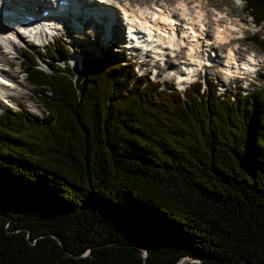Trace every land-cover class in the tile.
Instances as JSON below:
<instances>
[{
  "label": "trees",
  "instance_id": "1",
  "mask_svg": "<svg viewBox=\"0 0 264 264\" xmlns=\"http://www.w3.org/2000/svg\"><path fill=\"white\" fill-rule=\"evenodd\" d=\"M57 41L22 49L44 114L0 110V264H264V89L159 88L83 43L76 72Z\"/></svg>",
  "mask_w": 264,
  "mask_h": 264
},
{
  "label": "bare ground",
  "instance_id": "2",
  "mask_svg": "<svg viewBox=\"0 0 264 264\" xmlns=\"http://www.w3.org/2000/svg\"><path fill=\"white\" fill-rule=\"evenodd\" d=\"M95 1V2H94ZM145 2L143 4H136V1H131V2H128L126 0H124V4L123 3H119V2H112V4H105V3H101L99 2L98 0H72L71 2V6H75L77 8H82L84 7L85 9H87V12L90 11L92 14H95V11L94 9L100 5H103L104 8L100 9L101 11H108L110 9V7L116 11H119V9L121 11L119 12H122L124 13V21L128 24L127 28L125 27V25H123V28L120 32H117L113 29V26L116 27V21L119 20L118 16L119 14H116L114 12H111L109 10L108 14L111 13V17L109 19H106V15H104L103 17H101L100 19V26L99 27V30L101 32L102 35H105V36H110V38H116L117 41L120 40V37L122 40L125 41V43L129 42V47L131 48H135L136 46L137 47H140L141 48V52L145 53L144 50H143V47L144 46H148V43L146 42L145 39H142L141 37H136V39H132L135 35V32L136 30L133 29V26L134 25H137L138 27L136 29H138V31H142V27H144V25L147 23V20L150 19L151 17L154 18V7H156L155 3H158V2H167L168 6L170 7L171 11H168L167 14L165 15L166 17H169L170 16H175L177 18H187V17H190L191 19H195L196 21H199V20H205L207 23L211 22L212 19L214 18H219V15H221L220 13V10L217 11V13H214V8L213 7H209V9H207V7L201 2V0H161V1H158V0H144ZM157 1V2H156ZM99 4H98V3ZM52 4V0H29V4L27 5L29 8H35V6H39L41 7V5L43 7H46L48 6V4ZM19 9V8H18ZM20 11H11V13H1L2 15L1 16H9V18H18V14H21L19 13ZM212 13V14H211ZM215 15V17H214ZM120 23H124L122 19L119 20ZM97 25L94 26V28L96 27ZM53 29H58V27L54 26H50V28H47V30L51 31ZM128 29L129 31V34L130 36H126L125 32H127L126 30ZM47 30L46 29H40V32L39 34H41V36H47L48 33H47ZM192 32V31H191ZM119 33L120 36H116V34ZM22 34V33H21ZM192 34V33H191ZM223 35H218L215 37V40L212 38V36H205L204 38V41L206 42V44L208 42H217L218 40L220 41H228V36L226 34V31H224V33H222ZM231 34V32H230ZM10 35H14L15 36H18L20 37V33H15L13 32V30L11 29L10 32H9V36ZM24 35V34H23ZM9 36H6L4 34H2L0 32V44L1 46L3 47H7V46H10L11 48H13L15 50V52L17 51V46L14 44V39L11 40L9 38ZM149 37L152 39V34H149ZM184 37H186V44L188 42H191L193 40V37L192 35H190L189 31H186L184 33ZM158 41V40H156ZM159 42V41H158ZM194 43V46L196 47L197 44H196V41H193ZM218 46V44H215ZM230 45V44H228ZM227 45V46H228ZM179 46L183 47V43L181 41V43H179ZM194 46L188 48L189 49V53H190V50H193ZM226 46V47H227ZM225 48V47H224ZM226 49V48H225ZM135 52V51H134ZM181 57H184V54L181 55ZM187 58L189 57H192L193 60H196L198 57L197 55L195 54H189L186 56ZM260 59V55L256 58L257 61H259ZM183 60V59H182ZM237 60V59H236ZM176 61L178 60H167V62L165 61L164 63H167V68L168 70H170L174 65L176 66L177 63ZM2 62V59H0V63ZM239 62H241V65L244 67H248V68H251L253 67V63L254 62H248L246 59H242L240 60ZM172 70V69H171ZM237 70V69H236ZM11 72L13 73V71L11 70ZM6 76H8V79H10L9 81H12L11 83H13L15 85V81L13 80V76L12 74H9L8 71H5L4 72ZM167 77V75H166ZM5 88H3L2 86L0 87V90H3L4 91ZM3 96H6V94H3Z\"/></svg>",
  "mask_w": 264,
  "mask_h": 264
},
{
  "label": "rangeland",
  "instance_id": "3",
  "mask_svg": "<svg viewBox=\"0 0 264 264\" xmlns=\"http://www.w3.org/2000/svg\"><path fill=\"white\" fill-rule=\"evenodd\" d=\"M54 1V0H53ZM136 4L140 3L143 4L145 1L144 0H135ZM161 1V0H158ZM200 1V0H199ZM157 2V1H156ZM164 2V1H163ZM203 6L205 5L208 8L209 7H216V8H220L221 11L226 12L228 15H233V13H235L236 15H247L248 13L244 12V9L242 7V2H237V0H201ZM37 8V7H36ZM36 8H34V10H36ZM117 14V13H116ZM212 14V13H211ZM119 20H120V16H118ZM116 24V23H114ZM100 26H96L95 28L91 29V28H86L85 29V37H81L78 39L77 35H72L70 34L68 31L67 32H63L60 36L61 37H53V40H55V43L57 44L58 41L60 39H63L65 41H61L60 43H67L66 41L69 42L70 46H72V51L75 48V45L79 44L77 42V40L83 41L85 46L91 51L94 52V50L96 52H98L99 48H106L108 46L111 47L112 50H114V47H112L110 44H108L107 46H104L102 43H104L103 41V36L99 30ZM114 29H118V26L116 24V27L114 26ZM57 36H59L60 33V29L56 30ZM244 33H248L251 34L252 32H250V29H246V31ZM232 38L231 41L234 40V42L237 43L238 45V54L243 56L246 52H249L251 50L255 51L257 54L260 55L261 57V61L260 63L263 64V68L261 69V74L258 79L260 80V82L264 83V60H263V55H264V50H261V48H258L256 45H253L250 40L248 38H244L243 40H238L235 38L236 35L238 33H234L232 32ZM14 36V35H13ZM58 38V39H57ZM60 38V39H59ZM14 39L16 40V42L18 43L19 46H17V51H16V55L17 57L10 56V53L7 52V49L4 48L3 46H0V59H2V64L3 66L6 68V71H8L9 74H12L13 76V80L15 81V88H10V87H6L3 90H0V110H4L6 108V106H12L13 108H18L19 106H24L33 111V112H39V114L43 113V107L41 106L40 100H39V96H36L33 92V90H31V86L28 85L23 77V73H22V69L21 68V57H22V51H21V47L23 48H30L32 49L36 55L39 57H43L44 55H47V51H46V47L45 45H36L35 43L31 42L30 40H28L27 36L25 35H21L19 36H15ZM115 40H117L116 38H114ZM74 43H71V42ZM119 41V40H118ZM72 44V45H71ZM83 46V45H82ZM220 48L218 49L221 52L223 51V47L219 46ZM119 52H123V54H125V56L127 57V55L129 56V52L127 51V49L124 48H119V47H115ZM74 55L75 52H74ZM79 57H81V54L78 55ZM21 58V59H20ZM221 59V57H220ZM76 60H78L76 58ZM172 60H175L174 58ZM72 63H75V60L72 59L71 60ZM220 62H218L217 66H212L211 69H209V75L210 77L213 79L214 82H217L218 80L221 81L222 78L220 76V74H222V72L220 71ZM77 69L78 66L77 64L74 65ZM74 67V68H75ZM176 67L175 65L172 67L174 68ZM11 70L13 71V73L11 72ZM142 70H144V68H142ZM167 75V77H166ZM223 75V74H222ZM172 76H174V74L171 72H168V68H167V63H163L159 74H157L155 76V78H159L161 80V86L163 85V87H168L167 83L171 82L172 80ZM233 84V83H232ZM231 84V85H232ZM233 86V85H232ZM1 87V85H0ZM3 94H6V96L9 97L10 100V105H6L3 103L2 101V97Z\"/></svg>",
  "mask_w": 264,
  "mask_h": 264
},
{
  "label": "water",
  "instance_id": "4",
  "mask_svg": "<svg viewBox=\"0 0 264 264\" xmlns=\"http://www.w3.org/2000/svg\"><path fill=\"white\" fill-rule=\"evenodd\" d=\"M145 254H146V252H145ZM189 260H193L194 258H192V257H187ZM182 259L180 260V261H178L176 264H181L182 263Z\"/></svg>",
  "mask_w": 264,
  "mask_h": 264
},
{
  "label": "snow or ice",
  "instance_id": "5",
  "mask_svg": "<svg viewBox=\"0 0 264 264\" xmlns=\"http://www.w3.org/2000/svg\"><path fill=\"white\" fill-rule=\"evenodd\" d=\"M237 2H239V0H237Z\"/></svg>",
  "mask_w": 264,
  "mask_h": 264
}]
</instances>
